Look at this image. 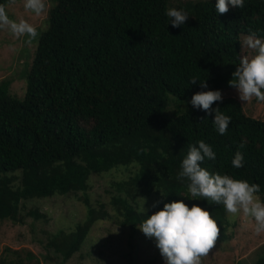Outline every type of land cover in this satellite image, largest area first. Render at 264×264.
I'll return each instance as SVG.
<instances>
[{
  "label": "trees",
  "instance_id": "obj_1",
  "mask_svg": "<svg viewBox=\"0 0 264 264\" xmlns=\"http://www.w3.org/2000/svg\"><path fill=\"white\" fill-rule=\"evenodd\" d=\"M11 1L0 0L9 18ZM216 2L178 7L171 0H55L24 99L10 92V81L0 84V221L23 225L24 201L87 194L92 176L123 171L124 178L112 177L108 192L113 214L84 196L87 218L73 230L49 235L47 249L68 262L98 222L114 217L136 230L146 216L179 200L208 210L221 229L228 217L223 205L191 197L188 181L176 179L189 145L200 140L216 153L201 167L257 183L264 198V119L248 116L238 99L222 97L212 105L231 117L221 135L212 122L215 113L190 103L201 91L222 93L227 80L219 72L252 54L241 45L249 30L264 37V0H244L242 8L229 4L224 14ZM169 8L188 13L183 25L172 27ZM204 81L207 87H201ZM170 97L188 103L172 119L163 116ZM238 148L242 168L232 165ZM150 196L159 203L144 216L137 201ZM5 251L1 264H41L29 251L26 258Z\"/></svg>",
  "mask_w": 264,
  "mask_h": 264
},
{
  "label": "rangeland",
  "instance_id": "obj_2",
  "mask_svg": "<svg viewBox=\"0 0 264 264\" xmlns=\"http://www.w3.org/2000/svg\"><path fill=\"white\" fill-rule=\"evenodd\" d=\"M195 1L201 0H171L178 7ZM54 3L55 0H45L46 8L40 16L25 11L23 0H15V3L11 1L7 5V11L12 17L10 19L15 21L25 19L33 24L39 33L29 44L27 37L16 38L7 30H0V84L10 81V92L18 99L25 97L26 77L33 65L38 42L47 27L49 8ZM235 70L236 67H233L219 72L221 77L227 80L221 85L222 97L238 99L244 105L248 116L264 119V102L255 98L249 102H242L237 89L229 86ZM169 103L163 110V116L169 119L182 114L188 105L187 102H180L174 97H170ZM124 176L123 171H118L112 177L121 179ZM112 177L92 176L90 182L92 189L87 194L71 193L24 201L22 214L26 216L25 224L15 225L11 221H0V261L3 255H6L5 249L11 248L12 251L19 252L22 258H26L27 251L31 252L41 264H165L154 238L146 237L139 228L133 230L122 227L114 217L98 222L82 250L68 262H64L47 249L49 235L73 230L77 223L87 218V207L82 201L84 196H89L94 205L106 204L113 214L108 193ZM145 200L144 207L149 211L154 208L153 204L158 202V197L150 196ZM137 202L141 208L143 200L139 198ZM35 211L46 217L36 218L33 214ZM220 230L219 239L222 241H216L209 254L202 257L201 264H258L260 258L264 259V233L256 235L250 226H245L242 219L230 218L229 215ZM228 234L233 235L230 240L225 238Z\"/></svg>",
  "mask_w": 264,
  "mask_h": 264
},
{
  "label": "clouds",
  "instance_id": "obj_3",
  "mask_svg": "<svg viewBox=\"0 0 264 264\" xmlns=\"http://www.w3.org/2000/svg\"><path fill=\"white\" fill-rule=\"evenodd\" d=\"M12 2L15 3V0ZM229 4L242 8L244 0H217L215 9L219 14H224L229 10ZM23 7L25 11L40 16L46 5L45 0H23ZM166 15L171 18L172 27H180L189 17L187 12L176 8H169ZM0 30H7L16 38L27 37L29 44L39 35L37 28L27 20L10 19L3 4H0ZM241 45L251 50L252 54L240 58L229 86L237 89L242 102H249L253 98L264 102V37L249 30V34L243 36ZM197 81L192 79L191 83ZM200 84L201 87H207L205 81ZM217 101H222L221 91L209 90L195 93L190 103L209 115L214 112L212 122L219 134L224 135L231 117L222 113L219 107L212 108ZM197 144L189 145L176 179L188 181L187 190L191 197H203L223 205L230 218L242 219L245 226H250L256 235L264 233V198L260 195V185L227 174L212 173L201 167L206 158L214 161L216 153L204 140ZM239 147L242 148L243 144ZM232 165L235 168L244 166V155L239 148L234 154ZM140 198L143 200L140 211L146 216V200ZM158 203L152 207L155 208ZM139 229L146 237L155 239L165 264H201L202 257H206L214 248L220 234L218 224L208 210L198 204L189 207L182 200L165 203L162 210L146 216Z\"/></svg>",
  "mask_w": 264,
  "mask_h": 264
},
{
  "label": "crops",
  "instance_id": "obj_4",
  "mask_svg": "<svg viewBox=\"0 0 264 264\" xmlns=\"http://www.w3.org/2000/svg\"><path fill=\"white\" fill-rule=\"evenodd\" d=\"M230 236H233V235H232V234H230ZM230 239H231V238H230ZM230 239H229V240H230ZM243 257L245 258V255H244Z\"/></svg>",
  "mask_w": 264,
  "mask_h": 264
}]
</instances>
